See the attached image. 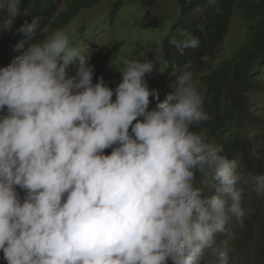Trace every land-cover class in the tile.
I'll return each instance as SVG.
<instances>
[{
	"label": "clouds",
	"instance_id": "obj_1",
	"mask_svg": "<svg viewBox=\"0 0 264 264\" xmlns=\"http://www.w3.org/2000/svg\"><path fill=\"white\" fill-rule=\"evenodd\" d=\"M22 5L0 0V32L14 26L5 17L26 16ZM237 18L246 20L235 7L220 54L224 63L251 47L249 19L229 47ZM46 32L44 17L25 19L16 33L27 40L13 50L27 44L26 50L0 67V259L236 264L228 239L218 237L230 239L228 226L246 215L244 176L222 145L194 131L211 117L191 62L173 71L172 91L160 102L146 79L152 61L123 60L122 81L113 89L102 76L94 83L95 68L68 30ZM38 33L45 38L31 42ZM183 35L184 41L169 43L181 51L199 45ZM259 77L248 98L263 87L264 70ZM150 97L157 101L151 109ZM249 184L264 198V174L250 176Z\"/></svg>",
	"mask_w": 264,
	"mask_h": 264
},
{
	"label": "trees",
	"instance_id": "obj_2",
	"mask_svg": "<svg viewBox=\"0 0 264 264\" xmlns=\"http://www.w3.org/2000/svg\"><path fill=\"white\" fill-rule=\"evenodd\" d=\"M58 1L23 0L22 12L25 14L31 9V19L33 16L44 17L47 32L52 33L57 29H65L81 11L89 10L105 0H66L61 8L57 5ZM122 1L117 0L116 5ZM142 2L148 10L147 17L152 16L156 0ZM178 6L179 19L173 25L172 36L165 39L163 45L164 69L159 68L153 57L150 59L154 68L147 74L149 87L157 90L162 102L172 91L170 85L175 79L173 71L191 62L190 70L195 74L197 89L205 95L204 108L211 117L209 121L195 127L194 131H204L210 142L214 138V144L222 145L230 159L239 161L243 176L264 174V160L257 155L250 136L251 104L248 98L252 89L259 88V75L264 70V0H216L214 5L209 4V0H178ZM235 7L242 11L246 20H250L251 47H245L243 52L236 54L237 58L224 63L220 54ZM21 18L13 17L14 26L0 38V64L3 67L22 55L28 46L26 44L20 52L13 50L19 41L27 40V37L16 33ZM177 27L183 33L187 31L189 39L197 38L199 45L183 51L172 46L169 43L172 37L179 41L185 40L183 33L175 34ZM38 37L39 33L31 42H35ZM216 58L224 64L216 65ZM89 59L90 65L95 68L94 83L102 76L105 83L114 89L122 81V74L115 70L105 75L111 62L108 54L93 51ZM150 100L151 109L157 101L151 97Z\"/></svg>",
	"mask_w": 264,
	"mask_h": 264
},
{
	"label": "rangeland",
	"instance_id": "obj_3",
	"mask_svg": "<svg viewBox=\"0 0 264 264\" xmlns=\"http://www.w3.org/2000/svg\"><path fill=\"white\" fill-rule=\"evenodd\" d=\"M66 0H59L58 7H62ZM116 0H105L89 10L81 11L65 28L70 33L71 43L78 47L82 54L90 58L93 51H101L111 58L110 65L105 75L112 70H124L123 60H142L151 57L164 69L163 45L165 39L173 34V25L178 21L180 10L178 0H156L152 8V16L143 6L142 0H123L116 5ZM20 20L19 27L25 19L29 20L32 11L29 9ZM13 17H5L11 19ZM229 39V47L233 48L241 38V29L246 31V20L237 18ZM18 27V28H19ZM7 31L0 32V38ZM180 28L175 29L176 35H182ZM45 35L50 36V32ZM45 37L39 34L37 40ZM0 67H3L0 64ZM75 74L74 67L70 69ZM121 74V73H120ZM147 81L149 82L147 76ZM251 129L250 134L257 155L264 160V85L260 90L250 94ZM214 142V138L212 139ZM212 142V143H213ZM259 149V150H257ZM111 149L104 151L105 155ZM249 176L244 175L241 186L244 189L242 207L246 211L243 222L235 219L228 226L232 237L219 236V240L228 239V247L233 250L236 264H264V198H257L251 191ZM23 197L24 192L18 189ZM258 215V216H257ZM250 234V235H249ZM3 253L0 252V257ZM0 264L6 262L0 259ZM210 264H215L211 262Z\"/></svg>",
	"mask_w": 264,
	"mask_h": 264
},
{
	"label": "bare ground",
	"instance_id": "obj_4",
	"mask_svg": "<svg viewBox=\"0 0 264 264\" xmlns=\"http://www.w3.org/2000/svg\"><path fill=\"white\" fill-rule=\"evenodd\" d=\"M117 1V0H116Z\"/></svg>",
	"mask_w": 264,
	"mask_h": 264
}]
</instances>
